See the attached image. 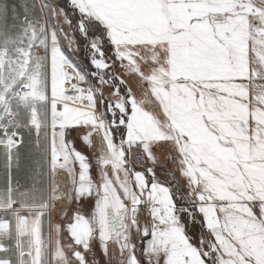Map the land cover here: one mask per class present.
Returning a JSON list of instances; mask_svg holds the SVG:
<instances>
[{"label": "snow or ice", "instance_id": "6c2138e0", "mask_svg": "<svg viewBox=\"0 0 264 264\" xmlns=\"http://www.w3.org/2000/svg\"><path fill=\"white\" fill-rule=\"evenodd\" d=\"M0 155V264H264V0H2Z\"/></svg>", "mask_w": 264, "mask_h": 264}, {"label": "rangeland", "instance_id": "374dc122", "mask_svg": "<svg viewBox=\"0 0 264 264\" xmlns=\"http://www.w3.org/2000/svg\"><path fill=\"white\" fill-rule=\"evenodd\" d=\"M0 2H2V0H0ZM9 2L20 5L23 4L25 2L31 3V0H9ZM48 2L50 3H56L57 0H48ZM20 13H21V18L23 16V10L20 9ZM8 30L10 33L15 34L19 31V22H15L16 23V27H13V23L14 21L10 18L8 21ZM85 67H87L85 65ZM144 70L147 72L150 70V68L148 66H144ZM119 76L125 81V83L127 84L128 87H130L134 93V95L138 98L141 99L144 97V93L147 89L146 85H141L140 82L138 81V78L134 75V74H128V73H122L121 71H119ZM122 90H123V85L121 86ZM111 88L109 86H104V94L107 96L109 95V93L111 92ZM146 108H152L155 109V105L151 104V105H146ZM25 137H27L30 140V143L34 142L35 140V134L33 133V135L31 137H29L27 134L25 135ZM88 151L90 153V159H93V164L96 167L95 164V155L93 153V149L89 146H87ZM29 150L28 154H23L25 151ZM24 149L23 153H22V164L25 167L30 168L33 163L37 160H41L42 161V157L40 155V153L36 152L33 150V144H29L28 148ZM156 156L159 159V165L157 166V173L158 176L161 180L165 181L166 183L172 185V184H177L179 183L180 185V191L183 192L184 189V181L182 179H178V180H172L170 178V172H175V175L179 178L180 174L178 171H175L174 166L171 165V161L168 157V154L166 152H164L162 149L158 150L156 153ZM27 158L28 160L26 161ZM132 159L135 160L136 159V153H133ZM26 161V162H25ZM27 162H29V164H27ZM46 168V166H45ZM13 175L17 178L20 179L21 184H24L26 182V177H23L22 173H17L15 170L13 172ZM23 177V178H22ZM94 178H98V175L95 176ZM57 182L61 185V187L63 188L65 183L67 182V174L66 173H58L57 177ZM4 180H5V169H4V160L2 155H0V188H2L4 186ZM89 202V206L90 208H88L86 205H84L85 203ZM76 207H79V209L86 215H90L91 212L94 209V201L91 199H87V200H83V202H81L79 205H76ZM65 210V204L61 203V202H57L56 204V209L52 214L51 217V222L53 225L55 224H60L62 226V223L65 220L69 221V218L63 215V211ZM69 213V216L73 214L74 212V208L69 206L66 209ZM199 228V225H197L196 227L190 229V234L195 231L196 229ZM44 233L45 235H47L48 233V225L47 222L45 223V227H44ZM55 236V233L53 232V237ZM63 236V241L64 243H68L69 241L66 240L65 236ZM95 255L93 256H89V260L95 261V264H105V257L103 256L102 252L100 251V249L97 247L95 248Z\"/></svg>", "mask_w": 264, "mask_h": 264}, {"label": "trees", "instance_id": "16d2710c", "mask_svg": "<svg viewBox=\"0 0 264 264\" xmlns=\"http://www.w3.org/2000/svg\"><path fill=\"white\" fill-rule=\"evenodd\" d=\"M76 147H77V149L80 150L82 153H84L85 155H87V156L89 157V160H90V161L92 162V164H93V159H92V160L90 159V153H89V151H88L87 145H86L82 140L76 142ZM97 175H98L97 168H96V167L94 166V164H93V168H92V176H93V178H94V177L97 176ZM82 202H83V201H82ZM84 205H86L88 208H90V206H89V202L85 203ZM67 222H69V221H68V220H65V221L62 223V228L65 229V231L62 233V235H64L65 238H66V240L69 241L68 233H67V231H66V223H67Z\"/></svg>", "mask_w": 264, "mask_h": 264}, {"label": "built area", "instance_id": "2783aa9c", "mask_svg": "<svg viewBox=\"0 0 264 264\" xmlns=\"http://www.w3.org/2000/svg\"><path fill=\"white\" fill-rule=\"evenodd\" d=\"M119 71H121L122 73H128V72H126V71H124V70H122L120 67H119V65H117L116 66V72H117V74L119 73ZM129 74V73H128ZM119 75V74H118ZM194 227H196V224H190L189 225V229H192V228H194Z\"/></svg>", "mask_w": 264, "mask_h": 264}, {"label": "crops", "instance_id": "0c3cea01", "mask_svg": "<svg viewBox=\"0 0 264 264\" xmlns=\"http://www.w3.org/2000/svg\"><path fill=\"white\" fill-rule=\"evenodd\" d=\"M25 139H26V141H29V144H33V142L32 143H30V140L27 138V137H25ZM29 146V145H28ZM27 150V149H26ZM29 150H27V151H25L23 154H28L29 152H28ZM26 159V161L28 160L27 158H25ZM25 161V162H26ZM27 164H29V162H27Z\"/></svg>", "mask_w": 264, "mask_h": 264}, {"label": "flooded vegetation", "instance_id": "af4514ba", "mask_svg": "<svg viewBox=\"0 0 264 264\" xmlns=\"http://www.w3.org/2000/svg\"><path fill=\"white\" fill-rule=\"evenodd\" d=\"M198 224H196V226H197Z\"/></svg>", "mask_w": 264, "mask_h": 264}]
</instances>
